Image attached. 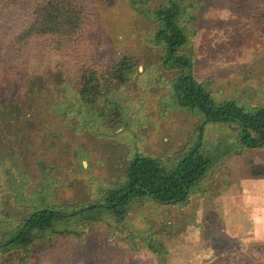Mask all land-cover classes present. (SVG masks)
<instances>
[{"label": "flooded vegetation", "instance_id": "flooded-vegetation-1", "mask_svg": "<svg viewBox=\"0 0 264 264\" xmlns=\"http://www.w3.org/2000/svg\"><path fill=\"white\" fill-rule=\"evenodd\" d=\"M128 6L143 21L148 43L139 40L136 50L126 48L125 54L103 65H93L95 49L93 43L87 45L88 37L79 36L65 60L54 49L49 57L36 59L30 48L19 64L18 78L4 74L5 58L0 50V87L19 88L23 99L31 100L30 108L33 99L46 98L53 107L48 121L42 118L38 122L41 154L33 153L30 145L25 168L12 150L11 157L0 160V264H38L40 254L54 255L65 263L68 252L66 259L54 250L48 253L53 242L80 239L100 225H105L110 240L119 238L115 242L127 243L133 253L144 245L156 254L157 264H167V249L152 240V225L144 231L135 229L145 214L143 207H149L154 221L163 216L161 235L164 231L176 233L171 214L188 207L196 189H202L200 196L208 198L207 214L220 212L222 192L240 186L233 171L236 163H247L244 181L249 185L264 182V160L254 158L264 148V104L249 107L231 98L217 101L211 90L213 82L195 78L190 38L196 1L128 0ZM164 8L180 9L182 17L176 25L187 35L184 48L182 40H174L172 58L174 54L188 58L193 80L207 90L215 104H235L246 123L235 116L212 117L180 97L186 83L183 63L173 64L171 58L166 65L156 40L161 29L159 12ZM91 20L93 29L96 25L93 17ZM18 28L11 27L8 37L0 38L4 51ZM47 65L56 71L32 75ZM63 68L69 69L70 78H64ZM188 171L193 173V181L186 177ZM160 174L167 175L163 178L168 182L166 188L173 179L179 181L180 196L168 198L162 184L149 189L142 186L148 180L156 182ZM204 180L209 183L203 185ZM242 193L247 197L245 209L259 215L264 190L258 196L248 190ZM81 258L73 264H85L81 262L85 258L90 261L88 255Z\"/></svg>", "mask_w": 264, "mask_h": 264}, {"label": "rangeland", "instance_id": "rangeland-1", "mask_svg": "<svg viewBox=\"0 0 264 264\" xmlns=\"http://www.w3.org/2000/svg\"><path fill=\"white\" fill-rule=\"evenodd\" d=\"M195 1L198 10L195 29L190 38L195 78L198 81L208 79L213 82L211 90L217 101L231 98L249 107L264 104V92L261 91L264 83V32L252 29L247 41L241 43L240 30L233 23L238 12L243 16L264 15V1L241 0L242 10L235 0ZM80 5L87 19L82 35L87 34V45L93 43L92 47L95 49L92 55L93 65H103L108 60L118 58L125 54L126 48L134 47L136 50L139 40H143L145 45L148 43L150 36L146 33L143 21L130 10L128 0H117L114 5L111 0H80ZM34 6V0H22L16 9L2 13L0 38L8 37V32L13 26H19L16 30L19 31L23 26L29 25ZM91 17L96 25L93 29ZM31 48L36 59L47 58L53 51L49 39L35 42ZM57 55L65 60L71 53ZM55 71L47 65L35 70L32 75H48ZM60 72L64 78L71 77L68 68H63ZM32 102L33 107L30 108L31 100H24L19 88L3 90L0 87V160L3 156L11 157L12 150L24 168L25 154L30 145L33 153L41 154L40 141L37 140L38 122L42 118L48 121L53 111L47 98L41 101L33 99ZM38 105L37 110L35 108ZM26 119L28 121L25 123ZM218 135L219 132L216 136ZM261 150L260 155L256 153L257 157L254 158L263 163L264 148ZM47 157L49 158L46 154L45 159ZM246 164L245 161L236 163L233 171L240 179V186L238 189L233 186L222 192L218 200L221 201L219 205L223 206L215 215H212L213 212L207 214L210 209L208 198L200 196L202 189H196L191 196L190 205L171 214L174 216L172 225L176 233L164 231L161 235L163 216L154 221L149 215L148 206L141 209L145 214L142 213L135 229L144 231L152 225V240L167 249V264L238 263L239 259L235 260V257H238L239 252H247L249 247L255 244H264V208L257 211L259 215L254 216L256 212L245 209L244 202L247 197L242 193L243 190L245 193L247 190L250 193L254 190L251 194L258 196L264 190L261 185L264 182L262 179L256 185L245 182L244 178L248 177ZM215 172L218 176L219 170ZM208 180H204L202 184H208ZM262 206L264 207V204ZM107 235L105 225H100L95 230L87 231L80 239L55 240L48 253L54 250L62 253L66 259L68 252L69 257L65 263L50 254H40L36 259L38 264H73L79 261V256L83 259L84 255H88L90 261H86L87 258L80 261L85 264H157L156 254L144 245L140 246V251L133 253L127 243L118 244L115 241L119 238L110 240ZM250 258H253L252 254L247 258V263H242L251 264ZM262 261V257L259 258V262Z\"/></svg>", "mask_w": 264, "mask_h": 264}, {"label": "trees", "instance_id": "trees-1", "mask_svg": "<svg viewBox=\"0 0 264 264\" xmlns=\"http://www.w3.org/2000/svg\"><path fill=\"white\" fill-rule=\"evenodd\" d=\"M22 0H0V21L2 13H8L19 6ZM35 6L32 11V19L29 25L23 26L19 31L16 32L15 36L9 41L6 51L4 48H0L1 52L4 53L5 66H3L4 74L11 76V73L15 77H20L19 64L26 56L28 50L32 44L45 39H49L52 43L54 51L66 54L74 48V41L80 37H88L82 35V29L86 24V16L83 14L80 0H34ZM237 5H241V0H235ZM264 1V0H263ZM242 6L240 9L242 10ZM236 19L234 25L240 30L239 39L242 42H246L249 38V31L254 29L255 31L264 32V15L255 16H243L241 12L236 13ZM243 16V17H242ZM182 12L180 9H174L173 11L169 8H164L159 12V22L161 23V29L156 34L157 42L162 46L163 55L162 59L165 60V64L171 60L173 53L176 49L175 39L182 40V46L187 40V35L180 27L176 24L180 23ZM252 37V36H251ZM186 45V44H185ZM183 46V48L185 47ZM177 58V59H176ZM173 64L177 61L183 63L182 77L186 82L183 87L182 94L180 97L189 104L196 103L201 107L205 113L212 117L221 118L222 115L235 116L242 120V112L237 106L230 102H223L215 104L211 100L207 90L202 88L196 81L193 80L190 60L182 55L174 54L172 58ZM176 61L174 62V60ZM172 67V65H170ZM243 121V120H242ZM246 123L247 121H243ZM264 138V135L262 136ZM167 175H159V180L153 182L148 180L143 183V187H152L153 185L162 184L163 192L170 194L169 197L180 196L182 193V187L178 180L173 179L170 188H166L168 182L164 183L163 178ZM186 177L193 181V173L188 171ZM149 189V188H147ZM163 196L161 193H159ZM238 263L231 264H243L248 262V257L252 254L253 258L249 261L251 264L257 260L255 264H264V244H255L246 251L239 252ZM263 259L260 263L259 258ZM226 262V261H225ZM218 264H221L219 262ZM226 264H228L226 262Z\"/></svg>", "mask_w": 264, "mask_h": 264}]
</instances>
